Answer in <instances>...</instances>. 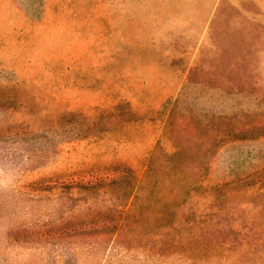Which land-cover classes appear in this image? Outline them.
Wrapping results in <instances>:
<instances>
[{"label":"rangeland","instance_id":"1","mask_svg":"<svg viewBox=\"0 0 264 264\" xmlns=\"http://www.w3.org/2000/svg\"><path fill=\"white\" fill-rule=\"evenodd\" d=\"M0 264H264V0H0Z\"/></svg>","mask_w":264,"mask_h":264},{"label":"trees","instance_id":"2","mask_svg":"<svg viewBox=\"0 0 264 264\" xmlns=\"http://www.w3.org/2000/svg\"><path fill=\"white\" fill-rule=\"evenodd\" d=\"M257 173H254L253 176H255ZM233 183L232 182H229V183H226L225 186L228 187V189L223 192L222 195H226L225 193L226 192H234L236 191V187L232 186ZM131 192V191H130ZM129 192V193H130ZM131 195H132V192H131ZM221 196V194L219 195ZM221 198H225L224 196H221ZM141 209V212L143 213L142 214V218H143V225L145 223V227L147 228L148 227H154L156 228L158 224V222L160 220H162L163 218H165L167 215H169V211L167 210L166 207H157L156 205H153V206H150L148 204H145V205H142L140 207ZM138 220H134L133 223H137ZM121 223H119L118 227L120 228L121 227ZM262 226H260L259 224H254V223H250L249 225L248 224H239V227L237 232H242L244 230H247L248 232H250L251 234H257L255 240L258 241L259 237H258V234L259 233V230H261ZM247 233H245L246 235Z\"/></svg>","mask_w":264,"mask_h":264}]
</instances>
